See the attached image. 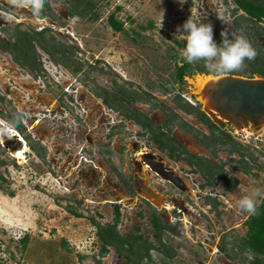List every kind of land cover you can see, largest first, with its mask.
Returning a JSON list of instances; mask_svg holds the SVG:
<instances>
[{"label": "rangeland", "instance_id": "obj_1", "mask_svg": "<svg viewBox=\"0 0 264 264\" xmlns=\"http://www.w3.org/2000/svg\"><path fill=\"white\" fill-rule=\"evenodd\" d=\"M56 1L55 8L70 27H62V31L50 27L49 32L65 46H76V59L79 56L88 61L77 73L78 80L74 83L81 82L76 99L87 106L88 112L80 123H74V111L70 114L74 103L70 104L69 100H73L71 82L75 79L65 67H56L55 72V66H50V76L54 78L50 77V83H46L32 78L12 61L10 54L0 51V96L5 98L0 100L3 122L0 127L9 125L23 136L29 135L35 146V149L29 146L25 158L20 159L0 141V155L6 160L5 164L0 163V264H99L97 260L103 264H128L114 248L105 256L99 253L102 243L92 219L104 224L113 222L119 205L118 227L122 234L138 232L139 228L144 238L156 241L150 223L151 208L142 198L164 212L169 221L172 209H165L164 205H173L172 201L181 196L169 188L164 177L142 163L144 158L137 152L138 148H151V143L138 135L140 126L127 121L112 128L109 121L115 115L104 113V108L107 112L110 110L90 88L95 82L115 91L114 80H117L123 88L150 92L178 110L193 127L207 132L195 115L183 114L170 100L176 93H184L206 110L210 85L200 88L198 81L215 75L197 73L185 78L186 84H173L174 61L170 54L177 51L181 55L184 48L177 40L183 44L186 41L177 28L191 15L211 23L213 31L220 34L226 29L229 37L237 33L233 25L235 4L231 0L228 3L225 0H184L183 3L180 0H97L100 17L93 21L71 18L66 6L60 3L62 0ZM221 12L228 18V25L217 18ZM112 13L124 22L126 31L112 28L108 21ZM238 13L244 14L241 10ZM16 18L24 29L36 23L27 9L15 8L8 0H0V28L7 25L12 31L19 22ZM257 39L263 41L261 37ZM40 54L50 60L43 50ZM60 94L69 109L60 107L56 100ZM137 106L149 111V106L142 102ZM150 112L157 123L165 121L160 110ZM209 115L229 129L257 158L252 164L253 174L234 169L235 160L240 159L238 154L221 151L217 162H224L229 175L238 180L237 185L219 180L215 186L206 188L207 193L216 195L219 205L213 200L208 204L205 199L198 201L199 205L194 204V208L187 207L180 213L183 221L177 223L176 233L169 235L176 255L168 261L153 251L152 260L143 264H248L241 257L229 259L219 246L223 233H227V241L232 246L233 236H244L247 232L248 214L240 211L236 202L252 187L264 189V126L253 129L250 124V128L240 130L214 113ZM176 132L190 150L203 151L192 137L180 129ZM155 152L168 160L163 153ZM89 158L94 161L89 162ZM111 163L133 184L135 194L116 175ZM180 163L178 173L183 175L187 193L193 195V187L202 179L185 163ZM184 171L191 176H186ZM70 209L82 216H75ZM172 220L175 222L174 216ZM25 235L29 236L26 247L22 242ZM245 257L250 259L252 255L247 253Z\"/></svg>", "mask_w": 264, "mask_h": 264}, {"label": "trees", "instance_id": "obj_2", "mask_svg": "<svg viewBox=\"0 0 264 264\" xmlns=\"http://www.w3.org/2000/svg\"><path fill=\"white\" fill-rule=\"evenodd\" d=\"M225 1L228 3L229 0ZM231 1L235 4L233 10L235 13L233 20L234 29L238 34L242 32L248 38L257 51V56L254 60H245L246 67L243 70L221 74H235L247 77L260 75L264 78V45L262 44L264 41V0ZM97 3V0H74V3H70L71 14L93 21L97 20L100 17L96 10ZM240 10L243 11L244 14L238 13ZM45 13L46 10L44 8L40 16H44ZM108 21L115 31H126L124 22L118 19L115 14H110ZM142 27L146 28V26ZM2 30L7 35L8 39L0 37V50L10 53L13 61L26 69L33 77H38L44 71L42 55L38 51L37 45L50 55L54 63L63 64L74 74H77L84 67L83 63L76 59V48L74 46L68 47L62 42H58L55 36L49 32V29L43 32H35L17 25L12 31H10V27L8 26H4ZM135 34L140 35L137 31H135ZM213 35L218 45L222 43L220 33L213 31ZM257 37L263 38V41H259ZM229 38H231V36ZM177 43L185 48L186 44L178 40ZM170 59L174 61L173 73L171 75L173 84H186L185 78L191 77L197 73L207 75L213 74L215 76L221 75L207 70L203 66V61L195 65L188 64L182 58V55H178L177 51L176 53L170 54ZM114 81L116 84L115 91H109L97 83H94V87H91V89L95 94L102 97L109 107L120 111L126 117L134 119L145 129H148V131L152 133L151 137L158 144L159 149H168L170 156L176 157L177 159H182L183 153L188 154L189 163L192 164L196 162L198 164L208 183H213L216 176L222 180L232 181L233 185H237L238 180L229 175L223 161L216 163L205 157L194 156L185 149L179 141L166 132H163L160 126H156L148 115L132 105V102L141 101L148 103L151 108H160L167 116V119L169 121L171 120L170 122H173L174 125L184 126V128L203 143L215 157H219V151L229 152V154H238L240 159L237 161L235 160V164L233 165L234 169L242 171L245 174H253L254 168L252 164L257 162V158L253 156L249 148L239 142L234 134L220 128L206 110H203L202 107L197 106V104L187 99L184 93H176L172 98L173 102L185 113L195 115L198 120L204 123L210 131L209 135L197 131L193 126H186L183 122L184 120L169 106L161 102L154 94L147 91L123 88L118 84L117 80ZM0 100L4 101L5 98L0 96ZM24 137L28 146L34 148L35 146H33L34 144H32L30 136L25 135ZM39 154L42 155V153ZM231 162H233V160H231L230 163ZM0 163H6V160H3L1 155ZM70 212L75 216H82L81 213L74 209H70ZM119 216L120 211L117 208L113 223L102 225L95 219H92L93 224L97 227V234L102 240L101 253H107L108 246H113L127 261L140 263L145 257L150 256V249L153 245L147 244V242H140L141 236L140 238L132 235H127L125 238L121 236L117 230ZM154 224L159 234H161L162 229L166 227V224L156 215ZM245 224L248 228L246 236H233L230 240L232 246H229L228 241L224 238V246H222V249L227 253L228 257L233 260L237 257H241L248 261V264H264V202L260 204L256 215H248ZM130 239H132L133 242H129ZM22 242L23 246L26 247L29 242V236L25 235L22 238ZM127 243L129 247L125 246ZM247 253L251 254L252 258H246L245 254Z\"/></svg>", "mask_w": 264, "mask_h": 264}, {"label": "flooded vegetation", "instance_id": "obj_3", "mask_svg": "<svg viewBox=\"0 0 264 264\" xmlns=\"http://www.w3.org/2000/svg\"><path fill=\"white\" fill-rule=\"evenodd\" d=\"M74 3V0H62L60 3L64 5V7L66 6V8L68 9V12H69V16L71 18H75V17H79V18H82L80 16H74L71 14V5L70 3ZM55 3H58L56 0H47V2L45 3V10H46V13L44 16H33V21L36 22L33 26L30 25L29 27H27L28 30L30 31H35V32H43V31H46L48 29H51L50 27H53L54 29L58 30V31H62V27H67L69 24L66 23L65 20H63V18L61 17V15L59 14V12L57 11V9L55 8ZM56 17H55V16ZM18 18H16L17 20ZM40 19V21H39ZM83 19V18H82ZM19 21L18 23L15 24V26L17 25H20V27L23 26V23L20 21V20H17ZM57 25H55V24ZM3 26H7V25H3ZM3 26L0 28V37L2 38H5V39H8L7 38V35H5L3 33ZM70 27V26H68ZM68 31H69V28H67ZM71 35H74L73 33H70ZM72 46V45H71ZM77 50V47L74 46ZM37 48H38V51L41 53L42 52V48H40L38 45H37ZM76 50H75V54H76ZM1 51V50H0ZM3 52V51H1ZM45 52V51H44ZM7 53V52H6ZM10 54V53H8ZM45 54H47L45 52ZM11 56V55H10ZM47 57H49L50 61L52 64H54L55 68L56 67H61V68H64L65 66L63 64H56L54 63L53 59L50 57L49 54H47ZM12 59V57H11ZM45 59L46 58H42V62H43V67H44V71L42 72V74H40L38 77H33V75H31L26 69L22 68L20 65H18L16 62L12 61L18 65V67L20 69H22L24 72H26L27 74L31 75L32 78H34L35 80L38 79L40 81H43V82H46V83H50V77H53V76H50V70L47 69L46 67V64H45ZM78 59L79 61H81L83 64H86L88 61H84L82 60L81 58H79L78 56ZM66 68V67H65ZM64 68V69H65ZM67 69V68H66ZM68 70V69H67ZM55 72H57V68L54 70ZM70 70H68L69 72ZM71 72V71H70ZM80 72V71H79ZM78 72V73H79ZM72 78L75 79L74 82H71V85H73L74 87L72 88V91H71V98L73 99L74 101V109L73 108H70V106L66 103L65 99H64V96L63 95H59L56 97V100L58 101L60 107H62L63 109H71V112L70 114H72V112L74 111V123H80V120L85 117V115H87V112H88V108L87 106L80 100L76 99V92L80 93V90H79V86L78 85H81V82H78L76 85H74V83L78 80V77L76 76L77 74H74L73 72L70 73ZM54 78V77H53ZM45 83V85H46ZM95 83V82H94ZM98 84V83H97ZM57 85V84H56ZM101 85V84H99ZM47 86V85H46ZM82 86V85H81ZM102 86V85H101ZM104 87V86H102ZM105 88V87H104ZM91 89V88H90ZM108 90V89H107ZM111 91V90H109ZM91 92L94 96H97L98 98L101 99L102 103H103V106L106 107L108 110H110L109 112L106 111V109L104 108V113L108 114L109 116H112V114H114L115 116L112 117V121H109V125L113 128L115 125L119 124V126H122L123 124L122 123H126L127 121H131L133 122L134 124L140 126V131L138 132V135L143 137V138H147V140L151 143L150 146L151 148H144L143 147H140L138 148V153L139 154H142V156L144 154H146L145 156V159L143 160V164L147 165L146 167H149L151 168V170H153L156 174L160 175L163 179H165V182L167 183V185L169 186L170 189H172L173 191H176V194L180 195L181 196V199H174L172 202H174L173 205H170V203H168L167 205H164V208L165 209H172L170 210L169 214H170V220L168 221L165 217H164V212L162 214L161 210L159 208H157L154 204H152L149 200H147L146 198H142V200L146 203V205L151 208V214H150V223H151V226H152V229H153V232H155V235L157 237V244L156 241H150L149 239L147 238H144L142 234H139L141 231L140 229L138 228V232H128L126 234H122L119 230V225L117 224V230L118 232L121 234V236H123L124 238L127 237V235H132V236H135V237H139L141 236L140 238V242H147V244H152L153 247L150 249V256L149 257H145L144 260H142L140 263H132V262H129L127 261L123 256H121L115 247L113 246H108V252L105 253V254H102L101 251H102V244H101V248L99 250V253L102 254V256H105L106 254H108L110 251L111 248H114V250L116 251V253L118 254L119 257H121L126 263L128 264H143L145 261L147 262H150L152 260V252L153 251H156L158 252L159 254L163 255V257L169 261L170 258H173L175 255H176V249L172 248L171 246V239L169 237L170 234L174 235L176 233L175 229H176V226H177V223L179 224L181 221H183V218H181V214L180 213H184L186 210H187V207L190 209V207L192 208L195 205H199L198 204V201L200 200H204L206 199L207 203L210 202V200H213V202L215 201L216 202V206L219 205V202L217 201V198H216V195H211L209 193L206 192V188L210 187V186H215V184L219 181V180H222L220 179L218 176H216L214 178V182L213 183H208L207 179L203 176L198 164L195 162V163H189V160H188V154L186 153H183L182 154V159H177L176 157H171L170 156V153H169V150L168 149H165V150H161L159 149L158 147V144L152 139V133L150 131H148V129H145L141 124L137 123L134 119H130L128 117H126L124 114H122L120 111L114 109V108H111L109 107L103 100L102 97L98 96L97 94H95L92 89H91ZM63 96V97H62ZM158 97V96H157ZM161 99V98H159ZM161 102H163L162 100H160ZM171 102L173 101L172 99L170 100ZM138 102H141V101H136V102H132V105H134L135 107H137L138 109H140L141 111H143L144 113H146L148 115V117L151 119V121L156 125V126H160L162 128V131L163 132H166L167 134H169L171 137L175 138L177 141H179L183 147H185V149H187L190 153H192L194 156L196 157H205L207 159H210L216 163L217 160H218V157H215L213 156V154L211 153V151L203 144L201 143L198 139V141L204 146L206 147V149L209 151V153L207 154H204V152H199V153H196L192 150H190L188 147H186V145H184L180 140H179V137L177 136V130L180 129L181 132H183L184 134H188L192 137H194L190 132H188L184 126H180V125H174L173 122H170L168 119H167V116L164 114L163 110H161L160 108H151L150 105L148 103H144L146 105L149 106V111H145L141 108H139V106H137V103ZM165 103L167 106H169L175 113H177L184 121L185 125L188 126V127H191V123L188 122V120H186L185 118H183V116H181V114L179 113L178 110L174 109L171 105H169L168 103L166 102H163ZM173 104H175L174 102H172ZM176 105V104H175ZM177 106V105H176ZM177 108L183 112V114L185 113L183 110H181L178 106ZM153 111V110H160L163 115L165 116V121L161 124V123H157L156 121L153 120L152 116H151V112L150 111ZM187 114V113H186ZM82 117H80V116ZM191 115V114H189ZM218 126H220V128L222 129H225L226 131H229L231 132L229 129L227 128H224L222 127V125L220 123H218V121L214 120ZM204 126H206L204 123H202ZM80 125V124H79ZM77 125V126H79ZM195 128V127H193ZM207 128V132L206 131H203V130H198L196 129L197 131H200L201 133H204V134H210V131L208 129V127L206 126ZM232 133V132H231ZM25 138V137H24ZM196 139V137H194ZM148 147V146H147ZM152 149H155V151L157 150L159 153H163L167 158L168 160L170 161H166L165 158H160L158 156V154L155 152V151H152ZM146 151V152H145ZM140 152H143V153H140ZM152 152V153H151ZM221 151H219V155H220ZM148 157L150 158H154V160L162 163V169L163 171H161L160 169H154L153 166L149 163L148 161ZM203 159V158H202ZM180 162H183L187 165V167L192 170L194 173L198 174L199 177L202 179V182L198 181V183L196 184V188L193 187L194 189V194L191 195V194H188L187 191H188V188L187 187H184V184L185 182L182 181L183 179V175H179L178 171L181 170V167L180 166ZM221 162V161H220ZM219 162V163H220ZM111 166H112V169L117 172L116 175L120 178V180L122 179L124 181V183L126 185H128V190H130L132 192V194H135L136 193V189L134 188L133 184H130L129 183V180L125 179L123 177V174L120 172H118L115 168V166L113 165V163H111ZM158 171V172H157ZM166 172L171 174L175 179L178 180V182L182 185V187H180L179 185H177L171 177H168L166 175ZM186 176H191L190 173H188V171H184ZM242 172V171H241ZM244 173V172H243ZM128 184H127V182ZM225 181V180H223ZM227 181V180H226ZM204 196V197H203ZM178 201H180V203H177ZM210 204V203H208ZM119 209L120 211V216H119V219L121 217V210H120V206L117 205L116 206V209ZM194 208V207H193ZM116 209H115V215H116ZM174 214V215H173ZM155 215L157 217H160V219L164 222V224H166V227L162 229L161 231V234H159V231L157 230V227L155 226L154 224V218H155ZM172 216L175 217V222H173L174 220H172ZM114 222V221H113ZM113 222H108V223H113ZM100 224H104V223H101L99 222ZM106 224V223H105ZM95 226V225H94ZM96 227V226H95ZM96 233H97V227H96ZM142 233V232H141ZM247 233V232H246ZM98 236V234H97ZM246 236V234L244 235ZM98 238L101 240V238L98 236ZM224 238L227 240L228 236H227V233H223L222 236H221V244L219 246V248L224 251L222 249V246H224ZM129 242H133L132 239L129 240ZM101 243H102V240H101ZM125 246L129 247L128 243L125 244ZM217 251H219L218 247H217ZM225 252V251H224ZM226 256L228 257L227 253L225 252ZM229 258V257H228ZM231 259V258H229ZM233 260V259H231ZM99 264H103L102 261L100 260H97ZM164 264H166L164 262Z\"/></svg>", "mask_w": 264, "mask_h": 264}, {"label": "clouds", "instance_id": "obj_4", "mask_svg": "<svg viewBox=\"0 0 264 264\" xmlns=\"http://www.w3.org/2000/svg\"><path fill=\"white\" fill-rule=\"evenodd\" d=\"M46 2L47 0H8L11 6L23 7L34 16L43 13ZM180 2L183 3L184 0ZM217 18L222 23L229 24L228 18L222 12L217 14ZM177 32L186 41L181 53L182 58L191 65L203 61V66L207 70L217 74L241 71L246 67L245 60H254L257 56V51L242 32L239 34L233 32L229 38L228 30H222V43L218 45L213 38V25L202 22L200 17L191 15L182 26H178ZM10 131L9 125L0 127V133ZM262 202H264V189L252 187L250 192L244 194L236 203L240 211L254 216Z\"/></svg>", "mask_w": 264, "mask_h": 264}, {"label": "water", "instance_id": "obj_5", "mask_svg": "<svg viewBox=\"0 0 264 264\" xmlns=\"http://www.w3.org/2000/svg\"><path fill=\"white\" fill-rule=\"evenodd\" d=\"M226 75L240 76L235 74ZM246 78L251 79V77ZM262 79L264 80V78ZM208 91L210 97L208 103L214 106L221 113V115L225 118L223 120L228 121L234 125V123L236 124L240 119L248 117L255 120L256 125H261L262 123H264L258 119L260 116L264 115V86L259 89L251 87L242 88L224 81L222 83V87H214L210 85ZM205 109L209 114L214 113L208 108ZM246 125H249V123L247 122ZM1 143L4 148H7L8 150L10 149L9 146H6L7 144H5L4 142ZM148 161L154 169H160L161 171H163L161 165L162 163L150 157H148ZM166 175L168 177H171L177 185L182 187L178 180L175 179L171 174L166 172Z\"/></svg>", "mask_w": 264, "mask_h": 264}, {"label": "bare ground", "instance_id": "obj_6", "mask_svg": "<svg viewBox=\"0 0 264 264\" xmlns=\"http://www.w3.org/2000/svg\"><path fill=\"white\" fill-rule=\"evenodd\" d=\"M224 81L229 84H234L242 88L251 87V88L259 89L264 86V80L261 78H251L250 79V78H245L241 76H231V75H225V74L218 75V76H206V77L201 78L200 81L198 82H199V87L201 88L202 86L207 87L208 85H212L214 87H218V86L222 87V83ZM207 100L205 101L206 102L205 108L210 109L212 112L216 114L217 117H220L221 119H225L214 106L208 103ZM258 119L264 122V115L260 116ZM0 122H1V119H0ZM247 122L249 123V125H246ZM250 124H252V126ZM234 125L240 130H242L243 127L250 128V126L251 128L253 127V129H258L259 126L261 125L264 126V123H262L261 125H256L255 120L245 117L243 119H240L236 124L234 123ZM11 129L12 130L10 132L1 133L0 141L4 142L5 144H7L6 146L10 147L9 151L11 152L13 156L23 159L25 158V155L30 150V148L27 144V141L23 137V135L15 128L11 127ZM140 153H143V152H140ZM146 154L143 155L144 159H145Z\"/></svg>", "mask_w": 264, "mask_h": 264}, {"label": "built area", "instance_id": "obj_7", "mask_svg": "<svg viewBox=\"0 0 264 264\" xmlns=\"http://www.w3.org/2000/svg\"><path fill=\"white\" fill-rule=\"evenodd\" d=\"M45 64H46V67H47V69H49L50 70V66H54V64H52L51 63V61L50 60H47V58L45 59ZM65 91H68L67 89L65 90ZM70 93V92H69ZM185 97L187 98V99H189L190 101H192L193 102V100L191 99V97H189V96H187V95H185ZM69 103L71 104V103H74V101L73 100H69ZM194 103V102H193ZM89 162H91V161H94L92 158H89ZM94 163V162H93Z\"/></svg>", "mask_w": 264, "mask_h": 264}, {"label": "crops", "instance_id": "obj_8", "mask_svg": "<svg viewBox=\"0 0 264 264\" xmlns=\"http://www.w3.org/2000/svg\"><path fill=\"white\" fill-rule=\"evenodd\" d=\"M234 25V24H233ZM251 78H253V77H251ZM262 78V77H261ZM209 114V113H208ZM185 135H186V133H185ZM187 136H190V135H188L187 134ZM190 137H192V136H190ZM194 140H196L197 142H198V144L201 146L200 148L201 149H203V151L202 152H204V153H209V151L206 149V147H204L197 139H195L194 137H192ZM180 140V139H179ZM181 141V140H180ZM182 142V141H181ZM184 145H185V143L184 142H182ZM187 147V146H186Z\"/></svg>", "mask_w": 264, "mask_h": 264}]
</instances>
